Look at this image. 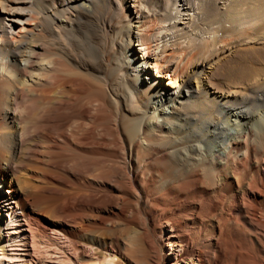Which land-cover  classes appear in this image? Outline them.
<instances>
[{
	"label": "bare ground",
	"instance_id": "obj_1",
	"mask_svg": "<svg viewBox=\"0 0 264 264\" xmlns=\"http://www.w3.org/2000/svg\"><path fill=\"white\" fill-rule=\"evenodd\" d=\"M148 1L0 0L2 200L41 235V216L52 218L73 264H264V71L249 94L224 89L231 70L201 55L233 38L211 29L197 43L175 23L158 59L134 54L170 20ZM115 5L129 7L117 28L123 67L106 75L94 69L95 29L75 31ZM173 53L185 74L152 79Z\"/></svg>",
	"mask_w": 264,
	"mask_h": 264
},
{
	"label": "rangeland",
	"instance_id": "obj_2",
	"mask_svg": "<svg viewBox=\"0 0 264 264\" xmlns=\"http://www.w3.org/2000/svg\"><path fill=\"white\" fill-rule=\"evenodd\" d=\"M147 6L150 10L152 9V13L155 12L154 15L156 17H161V14L166 13L169 14L168 16L170 17V20L166 22V24L162 23L155 27L153 34L156 36L159 35L160 39L158 41H154L151 44L152 46L150 45L151 47L148 50L149 52L144 54L137 46H134L132 47V49L135 48L134 54L139 56L144 55V58L150 60L158 59V53L161 49V37L171 35L172 31L169 32V29L174 23L177 30L187 31L188 34L191 35L190 38H197V43L204 42V39L211 41V38L214 35L210 32L212 31L211 29H214L219 32L218 35L215 36H219L220 39L226 37H232L233 39H227L225 42L214 44L215 47L212 46L209 49L203 50L201 59L205 60L206 63H213L219 67L222 66L220 71L222 69L225 71H232H229V74L227 72L226 74L223 73L224 75H221L220 72V75L223 76L222 79L220 78V82L222 81V87H224V89L227 90L228 87L231 89L232 87H238L241 91L244 89L243 91L245 94H249L251 92L246 86L249 85L250 82L251 84L252 82L255 84L258 81L257 79H251L253 76L252 74L257 73L258 71L261 73L264 71V44L260 45L252 43L253 45H246L248 44L246 43V40L248 38H250L249 40L252 38H256V40L261 37L264 38V0H208L207 2L205 0H150L147 2ZM113 8L117 10H114ZM113 8L111 11L108 10L107 13L104 14L106 16H104L106 18L105 22H103L101 14L98 13V10L95 12L93 9L91 11L90 8L94 19L91 17L90 19L80 21L79 27L75 31L77 33H84L85 31V33H89V35L87 34L86 36L90 37L91 27L96 30H93L92 32L93 42L96 47V53H94L93 57L97 60V62L96 60L94 61L98 65V67L94 69L98 71L106 70V75L123 67V59H120L122 56L119 50L121 33H119L117 28L119 27L118 22H123L120 17L125 15L126 10L129 9V7L125 5V10H123V8L120 9V7L115 5ZM119 10L121 11V14L116 15L119 13ZM154 10H157V13ZM102 12L104 13L105 11ZM65 15H67V13ZM174 15L178 16L176 19L178 22H175L173 18ZM87 22L88 25L86 24ZM106 22L107 24L111 23L112 25H110L112 27H108ZM245 22H247V25H245ZM8 23L9 20L6 21L5 24L7 25ZM194 27L197 29L195 30ZM157 29L161 30L159 34L155 31ZM174 30L175 29H173V31ZM166 39H168V37ZM182 47L188 49L189 46L183 44ZM253 48L255 49L252 50ZM206 53L207 55H204ZM168 57L170 59L162 65L163 67H161L160 70L158 69L159 72L157 74L159 76H156L155 70L153 71L149 69L150 77L157 82L161 83L163 81H168L171 77H176L177 73V77H182L185 74L184 72H186V69L184 68L181 72L178 71L179 68L184 67L183 53L181 55L178 53H173V55L169 54ZM206 59L209 60L207 61ZM244 62L246 65L243 64ZM180 65H182V67ZM197 74L200 73L198 72ZM248 80H250V82H247ZM6 190L5 186L0 189V264H73V248L70 246L71 244L67 243L68 241L66 238L64 239L61 232L53 229L54 225L51 221L52 218L41 216L39 224H41L43 228H48L49 230L45 234L46 236L39 234L33 225V222L24 218L21 211L18 210L15 205L2 200V196H7ZM90 249L91 248L88 247L84 248L83 252L85 254L93 252V250ZM169 252L173 255L172 253H175L176 251L171 250ZM180 264H193V262L187 261L181 262Z\"/></svg>",
	"mask_w": 264,
	"mask_h": 264
}]
</instances>
